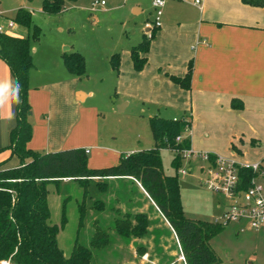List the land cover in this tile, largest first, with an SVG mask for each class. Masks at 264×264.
<instances>
[{"label":"crops","instance_id":"1","mask_svg":"<svg viewBox=\"0 0 264 264\" xmlns=\"http://www.w3.org/2000/svg\"><path fill=\"white\" fill-rule=\"evenodd\" d=\"M94 1H103L104 5L98 4L95 10H90ZM76 2L69 6L77 10V20L81 14H91L87 16L90 25L86 30L93 37L87 44L73 50V53H78L84 59V75L115 76L116 92L121 94V101L145 103L153 114L150 117L159 116L157 111L171 117L167 119H179V115H182L180 118L187 117L189 113L190 135L187 140L193 151L226 157L238 164L264 160V7L246 6L241 0H200L198 5L194 4V0H164L162 25L155 31L145 54L146 64L141 71H136L131 61L130 49L147 34L145 24L151 22L154 14L151 0ZM98 10L107 18L118 13L126 24L133 20L142 23L147 12L149 17L144 22L142 31L134 24L130 29L131 33L124 31V39L117 41L119 35L112 33L115 40L110 37L109 41L104 32L99 36L93 33L99 19L92 14ZM136 17L139 18L133 19ZM8 20L12 19L6 18L0 11V25H6ZM12 21L15 25L8 34L25 38L17 34V23ZM97 28L99 31L100 24ZM122 40L126 42L122 43ZM113 54H119L120 57L117 73L109 63ZM189 65V88L183 89L168 76L183 77ZM33 68L32 66L31 70ZM46 74L48 77L43 82L28 91L31 107L29 122L32 127L28 148L40 153L82 149L88 151L87 155L92 150L103 152L108 149L102 145L97 132L93 133V140L92 135L86 133L85 115L90 110L84 105L93 96V92L84 89V75L79 77L71 74L64 62L61 65L59 61H55V65ZM0 81H11L15 84L7 65L1 59ZM233 103L241 105V108L233 107ZM15 107L16 103H12L0 109V170L17 168L20 165L17 157L7 148L9 133L16 123ZM124 107L126 104L122 108ZM200 127L222 128L220 133L226 142L216 141L214 131H198ZM244 140L250 144L249 148H244ZM243 151H246V155ZM131 153L133 152L129 154ZM91 164L92 161L87 156L89 168L92 167ZM117 180L134 182L146 200H150L139 183L131 178L110 179L108 182ZM69 181L72 180L63 179L61 182ZM92 181L98 184L103 180L93 178L88 184ZM116 202L117 205L111 208L115 217L116 211L122 215L141 213L149 220L147 234L143 237H122L130 240L127 245V263L174 264L171 257H176V261L183 264L184 260L179 256L181 249L177 237L152 201L151 204L159 212L163 224L171 229L177 254L171 251L166 242L162 245L156 243L155 232L158 224H154L152 217L146 213L150 210L148 203L143 202L142 206L133 203L122 206L119 199ZM225 204L223 199V206ZM219 206L220 204L218 208ZM234 226L236 234H240L242 223H234ZM124 248V244L119 242L118 254Z\"/></svg>","mask_w":264,"mask_h":264},{"label":"trees","instance_id":"2","mask_svg":"<svg viewBox=\"0 0 264 264\" xmlns=\"http://www.w3.org/2000/svg\"><path fill=\"white\" fill-rule=\"evenodd\" d=\"M42 11L57 15L68 4L77 0H40ZM242 4L255 8L264 7V0H241ZM14 21L29 25L30 12L19 10ZM155 31L145 35L140 43L132 46L130 57L136 71H141L147 62L145 54ZM0 59L7 65L14 80L22 85L20 102L15 107V126L9 133L7 148L19 160V167L0 170V264H93L94 250L105 249L110 244L109 233L97 227L89 245L75 241L69 256H65L57 241L59 229L66 224V199L61 210L60 224H51L48 204V186L59 184L69 178L80 185H86L93 178H99L98 185L105 189L110 179L131 178L144 190L169 226L174 231L180 245L185 264H218L219 259L210 246V241L226 225L186 218L180 199L177 175H164L160 150H181L188 148L184 139L176 143L175 138L190 126L187 117L167 119L161 116L149 118L148 125L154 147L119 156L117 164L91 169L87 165V155L82 149H67L58 152L40 153L28 148L32 136L29 122L31 107L28 102L29 72L33 66L28 38H19L0 33ZM119 54L109 58L111 68L119 70ZM63 62L67 70L75 76L84 75V59L78 53L64 54ZM183 89L189 88L190 65L183 77L168 76ZM235 108L241 105L232 104ZM180 157L176 154L173 165L177 171ZM264 170V160L262 161ZM254 174L244 171L245 181ZM85 197V196H84ZM85 200L78 205V228L85 224L87 206ZM92 209H105V203L95 199ZM113 220L110 230L124 238L143 237L147 234L149 220L145 214H120ZM96 224V223H95Z\"/></svg>","mask_w":264,"mask_h":264},{"label":"rangeland","instance_id":"3","mask_svg":"<svg viewBox=\"0 0 264 264\" xmlns=\"http://www.w3.org/2000/svg\"><path fill=\"white\" fill-rule=\"evenodd\" d=\"M69 5L61 14L49 15L42 12L40 0H0V11L4 13L6 18L14 20L19 10L30 12L29 25L24 26L17 23L18 29L16 28L18 35L29 39L34 67L29 74L31 76L29 89L48 77L46 72L49 71L51 66L55 65V61L61 62V65L63 64L62 56L64 53H73L75 47L78 48L87 44L88 40L93 37L86 30L90 25L87 16L91 14L89 12L84 15L81 14L79 20H77V17H75L78 13L77 10L72 9ZM92 16L99 19L98 25L94 26L93 33L99 36L104 32L109 41L110 37H113L112 33L116 36L119 35L117 41L124 39L126 37H124V31L128 34L131 33L130 29L134 24L142 31L144 22L149 17L147 12L142 23L133 20L126 24L123 23V19L118 16V13H113L110 15L111 17L107 18L104 13L98 10ZM131 17L133 16L131 15ZM137 18L139 17L133 19ZM99 24L101 31L100 29L97 31ZM105 27L106 29H104ZM113 39L115 40V37ZM123 42H126V40H122ZM84 76L82 77L84 89L93 92V96L84 105L90 110L85 115L86 133L92 135L93 140V133L97 132L102 145L108 148L104 149L103 152L97 151L102 152L101 154H97L96 150H92L88 155L86 154L89 161H92V167L90 168L98 169L112 166L118 162V157L123 152L129 154L130 152H138L136 150L153 148L154 141L148 125L149 117L153 115L151 109L145 103L121 101V94L116 92L115 76H99L87 73ZM124 104H126V107L122 108ZM156 114L164 118L169 117L164 113H158V111ZM187 115L188 120H190L189 113ZM181 116L177 117L180 118ZM221 130L222 128L218 127H200L198 131L210 133L214 131L216 141L219 143L221 141L226 142V139L220 133ZM244 142V148H249L250 144H247L245 140ZM243 152L246 155V151ZM175 157L176 153L172 150H160L163 174L177 175L178 177L184 216L189 219L210 222L220 219L226 207L223 206L222 197L210 192L203 185L205 177L200 170L203 166L202 162L192 160L189 163L180 157L179 167L176 171L173 165ZM181 170L188 172L181 175ZM103 187L95 181L86 185V188L74 181L60 182L48 186L51 224H60L61 208L64 199H66V224L59 229L57 236L58 245L65 256H69L76 240L80 244L89 245L96 228L100 227L109 233L112 243L106 249L94 250L93 264H129L126 259L129 256L127 245L130 240L124 239L110 230L115 217L111 208L117 205V199L121 201L122 206H129V203L142 206L143 202L148 203L150 210H147L146 213L152 217L154 224H158L155 232L156 243L162 245L163 242H166L171 251L177 254L170 227L163 224L159 212H156L151 201L146 200L139 192L134 182L127 180L110 181L105 189H102ZM83 198L86 201L87 216L84 226L78 228V205L83 201ZM95 199L104 201L105 209L89 208ZM235 229L234 223H229L210 241V246L219 259L218 264H250V262L251 264H264V226L256 232L247 230V232L240 234H236ZM119 242L123 243L125 248L122 253L118 254L117 245ZM181 255L179 254V256ZM171 260L174 264H181L176 261V257H171ZM182 263L184 264V261Z\"/></svg>","mask_w":264,"mask_h":264},{"label":"built area","instance_id":"4","mask_svg":"<svg viewBox=\"0 0 264 264\" xmlns=\"http://www.w3.org/2000/svg\"><path fill=\"white\" fill-rule=\"evenodd\" d=\"M199 3L200 0H194L195 5ZM98 4L104 5V2L94 1L90 5V10H95ZM151 5L154 14L151 22L145 24L147 36H150L162 25L164 0H151ZM14 25L12 20H8L6 25H0V33L8 34ZM189 135L190 128L186 126L184 132L175 138V142L181 143ZM174 152L189 163L192 160H200L203 164L200 170L205 177L203 185L207 190L224 199L226 209L221 218L214 222L222 225L232 222L242 223L239 229L240 233L247 230L255 231L264 226V170L262 169V162L238 164L226 157L193 151L190 147L174 150ZM85 153L88 151L86 150ZM244 171H251L254 175L245 181L244 176H242ZM187 172L181 170L180 174L185 175ZM181 259L184 260L182 255ZM1 264H9V262L3 261Z\"/></svg>","mask_w":264,"mask_h":264},{"label":"clouds","instance_id":"5","mask_svg":"<svg viewBox=\"0 0 264 264\" xmlns=\"http://www.w3.org/2000/svg\"><path fill=\"white\" fill-rule=\"evenodd\" d=\"M21 89L22 85L18 80L15 84L11 81H0V109L10 106L12 103H19Z\"/></svg>","mask_w":264,"mask_h":264},{"label":"water","instance_id":"6","mask_svg":"<svg viewBox=\"0 0 264 264\" xmlns=\"http://www.w3.org/2000/svg\"><path fill=\"white\" fill-rule=\"evenodd\" d=\"M121 109V108H120Z\"/></svg>","mask_w":264,"mask_h":264}]
</instances>
